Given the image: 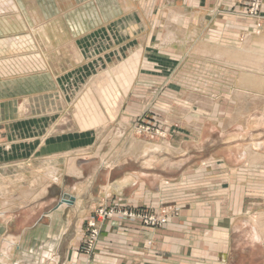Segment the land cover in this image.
I'll use <instances>...</instances> for the list:
<instances>
[{"label":"rangeland","instance_id":"obj_1","mask_svg":"<svg viewBox=\"0 0 264 264\" xmlns=\"http://www.w3.org/2000/svg\"><path fill=\"white\" fill-rule=\"evenodd\" d=\"M0 6V13L4 12L0 19L5 16L4 21H8L0 27V39L18 38L16 43L6 44L0 53V212L8 211L10 216L22 214L25 227L30 230L42 225L34 232H26L27 238L35 234H40L41 240L44 237L39 245L52 240L55 241L50 246L57 245L64 230L60 227V213L69 204L61 202L46 213L61 191L77 192L82 182L93 178V193L102 182L101 173L96 171L99 161L80 163L79 167L75 158L102 157L107 151L126 154L135 140L156 145L164 140L172 145L180 143L194 131L185 122V114L193 115L192 123L205 120L204 125L208 126L199 151L243 148L254 138L264 142L261 126L235 121L224 126L236 97L253 99V93H239V89H246L249 81L251 86L247 87L262 89L264 76H260L259 70L264 67L232 63L248 70L238 77L237 82L242 85L237 88L234 78L222 71L229 70L224 61L195 56L191 50L200 38L231 44L252 28L263 32L264 0H0ZM19 26L25 29L19 31ZM181 53L206 60L202 62L203 68L210 75L214 73L215 77L209 76L212 82L218 81L215 91L210 92L211 103L204 98L205 93H195L198 99L192 103L199 107L194 110L182 98L185 95L180 80L196 75L193 68L186 69L187 59L182 62L177 58ZM186 54L184 57L189 58ZM209 59L223 66L214 65ZM100 85L109 86L111 95H115L113 106L102 103ZM255 101L249 102L248 110L240 112L238 121L249 115L261 116L264 104ZM178 103L188 112L178 111L182 108ZM257 128L263 130L256 131ZM258 150L264 151V145ZM70 173L77 177L72 178ZM118 175V170L112 171L111 180ZM203 178L209 179L208 175L197 177ZM72 196L75 201V195ZM118 197L114 194L101 198L88 208L78 230V244L70 247L78 257H84L77 258L82 261L80 264H95L100 239L112 242L113 235L122 239L135 218L147 230L163 229L168 219H175L169 233H175L178 227L185 240L195 242L188 245L195 252L189 255V264H264V246L260 250L249 249L247 260L236 253V245L255 238L254 228L246 220H238L231 227L224 253L216 246L222 237L209 229L212 224L200 221L193 212L183 214L174 204L155 208L151 202L124 203ZM190 198L185 199V205L191 208L194 202ZM251 200L246 197L244 204L255 207L247 206L244 211L254 215L264 210V199L258 204ZM62 215L63 220L76 216L70 208ZM2 217L0 264H64L68 243L77 236L72 227L61 239L65 251L55 263L44 253L51 254L52 250L38 254L21 251L15 259L3 262L1 256L6 252H1V247L8 235L5 216ZM46 217L51 219L49 224ZM20 222L9 228L20 227ZM212 254L214 258H210Z\"/></svg>","mask_w":264,"mask_h":264},{"label":"crops","instance_id":"obj_2","mask_svg":"<svg viewBox=\"0 0 264 264\" xmlns=\"http://www.w3.org/2000/svg\"><path fill=\"white\" fill-rule=\"evenodd\" d=\"M3 17L5 18V16ZM1 19L0 27L5 26L4 24H8V21L3 22ZM23 28L25 29V27L19 26L18 30L21 31ZM6 33L9 34V31H6ZM0 36H2L1 33ZM187 39L188 37L184 38L186 41ZM210 39L211 38H209V40ZM229 39L230 38H228V40ZM204 40L205 38H200V40H198L197 43L191 48L192 52L198 43ZM221 41L226 43L224 40ZM229 41H231V39ZM232 42L235 41L232 40ZM186 53L179 54V57L177 58L181 59L182 62L187 59L189 62L187 63L186 69L193 68L192 72L196 75V77L190 78L184 76L182 80H180L181 87H183V90L181 91L183 95H185L182 96V98L185 100L184 102H189L191 104L190 108L194 110L195 108L199 107L198 104L195 105L192 103V101H196L195 99H198L195 93H205L204 98L208 99L209 103H211L212 96L210 95V92L215 91L217 85L216 82L218 81L216 79L215 82H212L210 77L213 78L214 73L210 75L203 68V63L206 60L192 58ZM185 54L190 57H184ZM193 55L224 61L225 65L229 67L231 72H233V69H238V72H233V75L225 74V76L234 78L236 84L239 85L237 88L241 87L242 84H239L240 82L238 83L237 79L244 71H248L246 70V67L233 65L231 61L229 62L225 58L204 56L195 52H193ZM209 61H213L212 63L214 65L219 64L220 66H223L222 63H219L216 60L209 59ZM259 72L261 73L260 76H264V68L260 69ZM201 80H208L209 83H197L198 81L201 82ZM218 80L221 81L223 79L219 78ZM222 82L231 86V84L225 82V80ZM247 85L251 86L250 81L247 83ZM247 85L246 89H244V87L238 91L239 93L240 91H247L249 93L251 92V94L253 93V99H239L236 97L235 107H239L240 109L238 112H236L234 107L229 119L224 121V126L227 127L228 124H232L235 121L243 123L245 126H248V124H256L264 128V123H261V121L264 120V109L262 110L260 117L249 115L238 121L240 112L246 111L250 108L249 102H257L255 100H258V102L260 101L264 104V84L263 87H261V90L258 88L247 87ZM238 91H236V95L238 94ZM204 98H202V100ZM179 105L182 106L181 104ZM185 108L186 107L182 106V108H179L178 111L181 110L182 113L188 112H184L182 110ZM208 108H210V106H208ZM184 116L186 118L185 122L187 125H192L194 131L186 140H183L180 143L172 145L171 142L164 140L160 145H156L151 142L147 143L146 141L143 142L138 140L133 144L132 148L127 150L129 153L126 154H122L121 152L115 154L116 151L113 153L112 151H107L103 153V158L100 156L83 157V159H92V162L99 161L96 171L97 173H101L102 182L93 189V193L91 189L92 185L94 184L93 178L87 179L84 181V183L82 182V185L77 192H68L64 190L61 191V193L67 192L69 194L75 195V201L72 205L70 204L65 207L60 213V227H63L64 230H62L60 234L59 242L57 245H55L56 247L54 245L50 247V243L54 242L55 240H52L51 242L49 241L44 245H39L40 242H44V237L41 240L42 236L40 234L31 235L28 238L26 237V232H34L42 225H39L38 228L30 230V228L25 227L24 221L26 218L23 217L22 214L12 213V216H10L8 211H1L0 215L3 217L5 216V229L7 230L6 235H8V238L4 242V246L1 247V252H6H3V255H7L8 259H15V256L21 251L38 254L39 252L41 253L52 250L51 254L55 263L58 258L61 257V255H64L65 250L61 247V239L67 233V231L71 229L70 227H72L75 230L77 236H75L74 239L70 240L68 243V250L64 255V264H75L76 262L80 264L82 261L77 258L84 257H78L76 251L70 250L72 246H76V244H78L77 238L80 237V231H78L80 228V223L82 219L88 214V208L94 206L96 201H99L101 198L103 200L110 198L114 194H119L120 197L117 199H120V201L124 203L129 202L131 204L138 205L143 201L151 202L152 206L155 208H158L159 205L163 207L174 204V206L178 207L179 211L183 214H186L188 210L193 212L195 215H197V218L200 221H203L209 225L212 224L213 227L209 229L218 232V234L223 238L218 241L216 246H219L218 250L221 248L224 253L227 252L229 244V230L236 223V221L246 220L252 224L255 231V238L249 242L236 245V253H239V255L244 259H246L245 257L248 259L249 255H247V253L248 251L250 252L249 249L260 250L264 246V227H259L253 223V220H251V216H257L259 212H254V215H250V212L244 211L246 210L247 205L251 204H244V200L246 197H250L253 199L250 201L252 204L262 201V199H264V190L262 191V189H264V185H262V187H260L258 184L253 186L247 178H234L231 172L235 171L238 175L240 173L244 174L245 176H250L249 174L253 172L250 169V163L248 161L250 152L249 150H251V148H254V150L256 148V150H258V147L264 145V142H258V138H254L251 139V142L244 144L243 148L234 146L230 147L234 149H228V151H199L200 141H202L204 138L203 134L208 129V126L206 127L204 125L205 120L197 123L194 121L192 123L191 121L193 115L189 116L188 114H185ZM189 117L190 119H188ZM182 124L184 123L182 122ZM201 124L203 125L201 126ZM202 128L203 132L201 133ZM261 129L257 128L256 131ZM224 136L227 137L229 134H225ZM256 140L257 142H254ZM258 152L264 156V151ZM111 154L113 155L112 157ZM108 157H110V159L106 160ZM263 159L264 158L256 162V164L264 168ZM78 160V158H75L74 163H76ZM212 161H220L224 163L226 166L225 171L217 172L214 168L207 167V164ZM128 163L129 166L126 167ZM77 170L80 173L82 172L80 168H77ZM115 170H118L119 175L116 179L111 180V172ZM202 175H208L209 179L203 178L202 180H198L197 177H201ZM67 176L69 175L67 174ZM70 176L72 178L77 177H74L71 173ZM96 176L97 174L95 177ZM83 178L84 177L82 176V179ZM252 186L253 188H251ZM95 194L96 196H94ZM189 196H191V202H194L192 203L193 205L191 208L190 206L185 205V199L187 197L189 198ZM58 199L50 206V208H48L49 210L46 212L47 214L51 210L55 209ZM23 203L24 202H22V204ZM253 207L255 206H252V208ZM69 208L71 211L75 212L76 216L71 218L68 217L63 220L62 214L64 213V210H68ZM213 208H218L219 211L216 213L215 210L213 211ZM47 214L44 216H47ZM46 218H48L49 224L51 219L49 217ZM19 220L22 221V225H20V227H17L14 230L9 228L12 223L21 224ZM173 221L168 219V225L166 224L165 228L163 229L149 230L143 228L140 222L134 221L130 224L132 228L129 230L128 235L122 239L121 237L118 238L117 235H113V238L117 239L118 241L113 239L111 242L106 238L100 239L101 241L96 247L98 254L95 264H189L187 262L188 257L191 254L195 255V252L189 250L188 245L194 244L195 242L185 240L183 238L182 231H179L178 227L176 230L174 229L176 231L175 233L170 234L169 230H172L174 223ZM214 225L216 227H214ZM216 232H214V235H216ZM225 232L226 237H224ZM214 240L217 241L216 238L212 239V241ZM119 241L121 242L119 243ZM153 241H155V244H153ZM210 245L211 244H209V246ZM36 247H40L38 251H34V248ZM24 248L26 250H22ZM193 250L195 251V249ZM222 256L224 255L222 254ZM210 258H214L213 254L210 255ZM86 259L89 260V258ZM231 260L232 258H230V262Z\"/></svg>","mask_w":264,"mask_h":264},{"label":"bare ground","instance_id":"obj_3","mask_svg":"<svg viewBox=\"0 0 264 264\" xmlns=\"http://www.w3.org/2000/svg\"><path fill=\"white\" fill-rule=\"evenodd\" d=\"M2 20L4 22L3 18L1 19V21ZM8 20H10V19H8ZM234 37H237V36H234ZM17 40H18L17 37L0 39V53L2 51H4L3 47L6 44H8L9 42L14 44L17 42ZM234 40L235 39H233V41ZM193 52H195L197 54L199 53V54L204 55V56H211L212 54H215L218 58H225L229 62L231 61V63H236L240 66H246L248 68H258L259 69L260 67H264V31L262 32V31L257 30L256 28H252L251 30H247V32L242 35V38L239 39L238 42H236V43L234 42L231 44H226V43L219 44L216 42L212 43L211 39L210 40L205 39L204 41L198 43V45L193 49ZM118 65L119 64H117L116 66H118ZM224 73L231 75L233 72H231L230 70H224ZM102 77H103V75H102ZM100 79H101V77H100ZM99 89H100L99 93H101V95L103 96L102 103L105 104L106 106H109V105L113 106V104L115 102V95H113V94L111 95L110 87L100 85ZM233 109H234V107H233ZM235 109L237 111V107H235ZM136 141H138V140H135V142ZM134 143L132 142V144L130 145L129 148H132ZM139 150H140V148H139ZM249 151L250 152H249L248 161L250 163L249 164L250 169L253 173L249 174L250 176H248V175L245 176L244 174H240V173L238 175V174H236L235 171H233V172H231L233 174L232 176L234 178L238 177L239 179H246L247 178L253 186L258 184L260 187H262V185H264V168L258 166L256 164V162L260 161L262 158H264V156H262L258 152L259 150H256V148H255V150H254V148H251V150H249ZM207 167H212L217 172H223L226 169L225 164L220 162V161H212V162L207 164ZM243 168H245V167H243ZM227 172H228V170H227ZM261 183H263V184H261ZM238 186H239V184H238ZM253 186L251 188H253ZM263 190L264 189H262V191ZM263 194H264V192H263ZM247 206H249V208H252L251 205H247ZM211 210H212V208H211ZM214 210L216 211V213L219 211L218 208H215V209L213 208V211ZM258 215L254 216V217L251 216L252 217L251 220H253V222L255 224H257L259 227H261L262 225L264 226V223H262L264 220V210L260 211ZM134 221L140 222V220L138 218H135ZM224 237H226V232L224 233ZM44 253L46 255L50 256V258H52V255L49 252H44ZM44 253H43V255H44ZM7 258L8 257L6 255L1 256V260L3 262H5Z\"/></svg>","mask_w":264,"mask_h":264},{"label":"water","instance_id":"obj_4","mask_svg":"<svg viewBox=\"0 0 264 264\" xmlns=\"http://www.w3.org/2000/svg\"><path fill=\"white\" fill-rule=\"evenodd\" d=\"M92 159H79L76 163L80 166V163H90ZM74 201V197L67 192L61 193L56 205L58 206L61 202H66L67 204H72Z\"/></svg>","mask_w":264,"mask_h":264}]
</instances>
